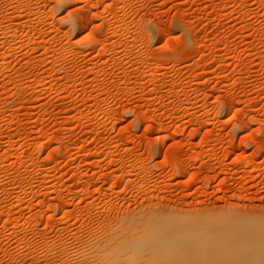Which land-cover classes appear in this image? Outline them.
<instances>
[{"label": "rangeland", "instance_id": "1", "mask_svg": "<svg viewBox=\"0 0 264 264\" xmlns=\"http://www.w3.org/2000/svg\"><path fill=\"white\" fill-rule=\"evenodd\" d=\"M235 213L264 235V0H0V264H262L117 244Z\"/></svg>", "mask_w": 264, "mask_h": 264}, {"label": "bare ground", "instance_id": "2", "mask_svg": "<svg viewBox=\"0 0 264 264\" xmlns=\"http://www.w3.org/2000/svg\"><path fill=\"white\" fill-rule=\"evenodd\" d=\"M234 217L227 216L219 218L215 224H211L204 218H194L188 223H183L176 219L162 220L158 218L156 214L150 216L148 221V228L146 231L136 234L133 231V227L140 221H131L127 225V229H130V234H122V238L119 239V235L112 236L111 241H117V244H130L132 242L140 243L145 239L160 238L163 242L173 243L177 239L179 242L187 241L188 243H227L229 245H252L260 244L257 251H261L263 260L260 262L264 264V235L258 234L257 237H253L252 234L258 232H247V225H254L253 221L245 220L240 214L235 213ZM239 219V220H238ZM241 220V221H240ZM261 220V219H260ZM247 222V223H244ZM261 232V230H259ZM254 248H248L254 250ZM172 249V248H171ZM170 251V250H169Z\"/></svg>", "mask_w": 264, "mask_h": 264}]
</instances>
